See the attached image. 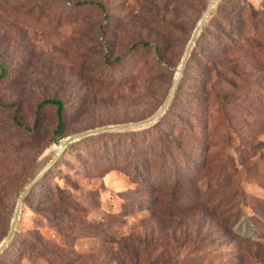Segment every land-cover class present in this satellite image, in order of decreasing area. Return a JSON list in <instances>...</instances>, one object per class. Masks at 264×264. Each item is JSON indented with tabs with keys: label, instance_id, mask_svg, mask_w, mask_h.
<instances>
[{
	"label": "rangeland",
	"instance_id": "obj_1",
	"mask_svg": "<svg viewBox=\"0 0 264 264\" xmlns=\"http://www.w3.org/2000/svg\"><path fill=\"white\" fill-rule=\"evenodd\" d=\"M81 1L0 0V241L66 135L120 125L71 141L0 264H264V20L216 2L165 109L122 126L167 98L210 0ZM217 13L242 14L240 50L221 53Z\"/></svg>",
	"mask_w": 264,
	"mask_h": 264
},
{
	"label": "trees",
	"instance_id": "obj_2",
	"mask_svg": "<svg viewBox=\"0 0 264 264\" xmlns=\"http://www.w3.org/2000/svg\"><path fill=\"white\" fill-rule=\"evenodd\" d=\"M85 2H87V3H95L96 5H98L100 7H103V5L101 3L94 2V1H91V0L81 1L80 4L85 3ZM216 2H217L216 6H218V5H220L221 0H218ZM234 2L236 3V5L238 7H246V6H248L247 7L248 8V16H247V18L249 19V21L253 22V21L258 20V18H259L260 21L264 20V14H260L259 15V10L254 8L251 3H247L246 0H235ZM218 10L220 12L219 6H218ZM217 15L219 16V19H220L219 20V23H220L219 24L220 25L219 32L222 33V35L224 37V45H225V47L223 46L221 53H225L226 50L228 51V49L229 50H232V49L240 50V48H242V44L244 45L243 41H248L247 39H244V38H248V36L244 35V32L241 29L243 27V25H246L242 14H240V13L239 14H231V15L227 14V15L223 16L222 14L217 13ZM213 17H214L213 16V12L210 11L209 16L205 20V22H204V24H203V26H202V28L200 30H203L205 28V26H206V21L212 19ZM199 35L200 34L198 32V34H197L195 39H197ZM138 42H140L143 45L144 44H148V42H145V41H138ZM134 45L136 46V42L134 43ZM189 53H190V51H189ZM238 57H242V55H238ZM225 58H226V56L224 57V59H221L219 62H222V61L224 62ZM219 62H217V63H219ZM185 69H186V65H184L183 71H185ZM214 70H215V67H214ZM230 72H232V74L235 73L234 69H230ZM6 73L7 72H6V69H5L4 65H3V62L0 61V77L5 76ZM179 83H180V81L178 82V84ZM177 89H178V87H176V90ZM44 104H53L55 106V113H56V117H57V124H56V128L55 129H56L57 132H61L62 127L64 125V121H65V113H64L65 106H64V103H63L62 99L56 98V97L44 98L38 103V107H41ZM61 136L62 135H60L59 138H61ZM69 144L63 149L61 154L66 150V148L69 146ZM61 154L58 156V158L61 156ZM57 159L54 161V163L57 161ZM52 165L47 170H49L52 167ZM46 171L42 174V176L46 173ZM42 176L34 183V185L30 188V190L37 184V182L42 178ZM12 237H13V235H12ZM9 242H8V244H9ZM8 244L4 247V249L2 251H0V253L3 252L6 249Z\"/></svg>",
	"mask_w": 264,
	"mask_h": 264
},
{
	"label": "water",
	"instance_id": "obj_3",
	"mask_svg": "<svg viewBox=\"0 0 264 264\" xmlns=\"http://www.w3.org/2000/svg\"><path fill=\"white\" fill-rule=\"evenodd\" d=\"M217 0H210L209 4L207 5L205 11L203 12V14L200 16L199 20L197 21L191 35L190 38L187 42V46L185 48V51L183 53L180 65L177 69V72L175 74V78H174V82L173 85L169 91V94L167 96V98L161 103V105L158 107V109L155 111V113H153L152 115L141 119V120H137L134 122H129V123H124L121 124L122 126H133V125H141L144 123H148L149 121L155 119L164 109L165 107L168 105V103L170 102L177 84L179 82V79L183 73V69H184V65L186 63L190 48L192 46V44L194 43V40L198 34V32L200 31V29L202 28L205 20L207 19V17L210 14V11L212 9V7L215 5ZM115 126H120V125H104L101 127H96L93 129H88V130H84V131H80L74 134H69L66 135L60 142V146L57 149L56 153L49 159V161L44 165V167L25 185V187L23 188V190L20 192L18 198H17V202L15 205V209H14V213H13V217L11 219L10 222V227L9 230L6 234V236L0 241V251H2L4 249V247L8 244V242L10 241L14 230H15V226L17 223V219H18V215L20 212V208H21V204L23 202V199L25 197V195L27 194V192L30 190V188L34 185V183L42 176V174L54 163V161L58 158V156L61 154V152L63 151V149L73 140L77 139L78 137H81L83 135L89 134V133H93V132H97L100 130H104L107 128H111V127H115Z\"/></svg>",
	"mask_w": 264,
	"mask_h": 264
}]
</instances>
